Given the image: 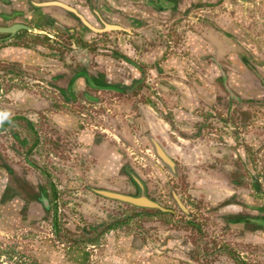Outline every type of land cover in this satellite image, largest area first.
<instances>
[{
    "label": "crops",
    "instance_id": "crops-1",
    "mask_svg": "<svg viewBox=\"0 0 264 264\" xmlns=\"http://www.w3.org/2000/svg\"><path fill=\"white\" fill-rule=\"evenodd\" d=\"M33 1L43 0H0V9L8 10L10 2L18 14L29 10L32 23L51 37H59L63 29L76 32L65 10L53 5L33 8ZM56 1L71 5L92 24L95 9L118 29L96 35L91 48L89 31L83 28L77 42L58 41L54 47L51 41V46L4 53L9 64L0 74V138L8 145L0 148V232L35 236L31 258L51 264H201L187 256L191 245L184 236L155 245L138 242L135 232L108 227L85 248L72 246L63 252L56 243L61 190L50 171L66 169L61 161L77 172L92 155L96 178L118 170L127 174V158L137 148L134 174L148 180V189L168 188L171 175L151 155L154 142L176 168L187 170L186 191L169 187V193L175 191L188 212L189 202L210 205L211 213L239 234L236 242L262 248L259 261H264V228L249 220L264 219V210H258L264 198L256 199L251 188L260 177L250 170V128L262 120L254 107L264 106V0ZM13 64L37 76L16 75L9 70ZM49 83L70 97L84 90L81 97L92 105L100 103V93L122 99L115 102L117 114L108 113L96 127L111 146L98 150L96 130L82 127L83 114L73 111L72 103L40 96L52 89ZM218 105L228 106V111L240 106L241 112L221 114ZM54 123L60 140L67 142L59 151L65 149L68 158L57 152V141H48L53 150L39 152L44 140L46 144L40 126ZM238 169L250 170L251 183L238 179ZM48 225L52 239L39 230ZM248 256L232 253L231 261L257 260Z\"/></svg>",
    "mask_w": 264,
    "mask_h": 264
},
{
    "label": "rangeland",
    "instance_id": "rangeland-1",
    "mask_svg": "<svg viewBox=\"0 0 264 264\" xmlns=\"http://www.w3.org/2000/svg\"><path fill=\"white\" fill-rule=\"evenodd\" d=\"M68 16L73 17V27H77L75 33L81 35L84 32L83 27L79 25L74 15L72 16L69 13ZM35 42L36 41H34V43ZM31 43H33L32 40ZM56 43L57 42L52 46L55 47ZM42 44L44 43L42 42L41 45ZM49 46H51L50 42ZM18 75L35 78L37 72H33L32 70L29 72L25 69L23 75L21 73ZM49 84L52 88L53 84ZM54 92H56L54 89L46 88L42 94L40 92V96L42 95L47 101L53 100ZM99 95L100 103L98 105H92L93 103L91 104L90 100L88 101L89 103L82 102V100L78 98V103L72 108V110H77L83 114V116L79 115L83 119L82 127L89 129V131H91V129L96 130L95 143L100 151V149L111 146L112 141L107 139L108 137L105 136L106 133L104 134L100 132L96 127L98 126V123L104 119V116L105 120L108 119V113H110V117L117 114L119 106L115 104V102L116 100L122 101V99L119 100L118 98H113L112 95L108 94L100 93ZM224 103L225 100L223 104ZM106 107L110 108V112H106L109 111L106 110ZM227 107L228 106L226 105H218L216 112L218 111L221 114L230 111L233 114H239L241 112L240 106H233L229 111ZM254 113H258L260 116L262 115V120H259L250 128V133H252L250 134L252 135L250 140H252L253 145V147L250 148L254 153L251 157L254 162V167H251L250 170H252V173L257 178H260L258 181L256 179L253 182L254 186L251 185V188L253 193H255V198L261 199L262 196L264 198V106H255ZM56 125L57 124L54 123L53 125L46 124L40 126V131H45L44 136L46 138V144L44 140V145L40 147L39 152L42 153L47 149L53 148L48 141H57L55 144V148H58L57 152L60 150V147H66L67 142L60 140L59 129L56 128ZM239 133H241L240 129ZM7 141L8 140L5 138H0L1 149H4L8 145ZM249 143H251V141ZM64 150L65 149L61 148V152L59 151L60 155L64 156V158H68V155L64 153ZM118 150L119 149L117 148V151ZM151 151V155L157 158L153 149H151ZM134 152H138L137 148H135L133 153L130 154V158H127V163L131 168L130 171H132V173H136V170L134 169L136 158L133 159L135 156ZM97 155L100 156L101 152ZM92 160V155H90L89 164L87 162L81 163L77 172L74 170V172L70 171L68 163L65 164L61 161L60 163L62 164V167H66V169L55 167V171H50L55 178L59 190H61V193L57 195L59 212L57 213L56 218L57 235L55 237L57 241L56 243L61 244L60 247L63 252H65L66 249H72V246L85 248L87 242H93L103 230L112 227L127 232H135V234H137L136 240L138 242L145 243L151 241L154 242L155 245H159V243H162V241L171 236L174 238L184 236L191 245V248L187 252V256L191 260H197V263L201 264H236V262L231 261L232 253H237L243 258L249 257V254H251V256H256V261H243L245 264H264V261H259V257L263 254L262 248L252 245L246 246L242 242H236L234 239L237 236L239 238V234H234L225 221L215 217L211 213L212 208L210 205H198L197 203L193 204L189 202L190 212H188V208L185 207L182 201L178 198L187 212L185 213L177 207L169 193V187L177 188V191L180 193L186 191L187 183L185 182V171L187 170L184 167L176 168L174 165L173 172H171L158 159V161L165 167L168 173L167 175H171V186L167 188L165 185H153L152 188L149 187L148 189L146 184V181L148 180L141 179V181L146 186L147 195L151 199L158 201L162 207L170 209L172 216L160 215L158 213H155L154 215H143L138 210H132L130 205L104 199L89 190V187H105L126 193H133L134 191L128 174L123 170H118V173L115 175L112 174L104 177L102 180L96 178L91 170ZM46 163L48 162H45V164ZM87 165L89 166V169H86V167H88ZM250 170L238 169L236 171L238 179L240 181L251 183ZM255 183H258V186H256ZM258 210L259 212L264 210V206H259ZM188 221L195 223L197 229L191 228L187 224ZM1 230L5 232L7 229L2 228ZM39 230H41L42 233H47L49 238L52 239L51 226L48 225L45 229ZM34 237L35 236H25L21 233L7 234L6 232H0V264H51L52 262L49 261H35L34 258H31L32 255L29 253V247L31 244L30 241L32 239H37Z\"/></svg>",
    "mask_w": 264,
    "mask_h": 264
},
{
    "label": "flooded vegetation",
    "instance_id": "flooded-vegetation-1",
    "mask_svg": "<svg viewBox=\"0 0 264 264\" xmlns=\"http://www.w3.org/2000/svg\"><path fill=\"white\" fill-rule=\"evenodd\" d=\"M33 2H40V1H33ZM33 2H32V4H33ZM1 4L4 5V3H2V2H1ZM7 4H8V8H9L8 10L2 9V8L0 9V26H8L10 24L17 23V24H22V25H25L27 27H30L33 30L19 28L13 34L0 33V54H3V56H0V57H2V59L0 58V74L4 75L5 71L8 70L7 68H8L9 63H8L7 59H4L5 58L4 53L5 52L7 53L8 51H9L8 53H10L11 49H13V48H17V49L28 48V47L32 48V46L34 48L35 46L40 45L42 42L44 43V45H46V44L49 45V42H51V41H53V42L59 41L58 43H60L61 41H65V42L68 41L69 43H71V39L74 42L81 40L82 34L81 35L76 34V33L74 34L73 32L72 33L69 32L67 29H63V31L61 32V35L59 37H57V36L51 37V36L47 35L48 33L46 31H44L42 28L37 27L36 25H34L32 23L31 17L29 15V13H30L29 10L22 11V13L20 12L18 14L17 8H14L12 6L13 3L10 4V2H8ZM7 4H6V6H7ZM14 5H16V4L14 3ZM40 7H45V6H37V5L33 4V8H40ZM15 12H17V13H15ZM67 13H69V12H67ZM71 15L73 16V14H71ZM75 19L78 21V23L81 27H83L89 31V48L92 47V45L94 43V38L96 35L105 34V32H107V31H116V30H106L103 32H94V31H91L90 29H87L86 27H84L76 17H75ZM95 21L96 22L94 24H92L91 22H89V24L94 26V27H100V24L96 20V18H95ZM108 24H110V23H108ZM113 25H116V24H113ZM62 36H64V39L61 38ZM69 38H70V40H69ZM31 40L33 43H31ZM34 41H36V42L34 43ZM68 42H66V43H68ZM9 67H10L9 70L11 72H13L14 74H17V75L19 73L24 74L25 70H24V68H22V66L20 64H13V65H10ZM27 77L29 78V76H27ZM35 83H37V82H35ZM35 85H38V83ZM39 87H41V86H39ZM52 89H54V91H56L53 94V98H54L53 100H55V99L62 100V101H64V103H66V104L72 103L74 106L76 104L73 102L75 100H77V98H80L82 101H85V100L89 101V98L84 97V96L81 97V92H84V90H78V92L76 93V96L72 95L71 96L72 99H71V97L65 92V89H64V91H62V89H58L56 87H52Z\"/></svg>",
    "mask_w": 264,
    "mask_h": 264
},
{
    "label": "water",
    "instance_id": "water-1",
    "mask_svg": "<svg viewBox=\"0 0 264 264\" xmlns=\"http://www.w3.org/2000/svg\"><path fill=\"white\" fill-rule=\"evenodd\" d=\"M34 5L37 6H57L71 14H73L79 22L86 27L87 29H90L94 32H103L106 30H116L118 27L113 24L106 23L100 16L99 12L95 9H92V13L95 16L96 20L99 22L100 27H94L87 22V20L74 8H72L70 5L62 3L60 1L56 0H44L40 2H33ZM24 28L28 30H33L30 27H27L22 24L13 23L8 26H0V33H8L13 34L17 29ZM224 77V75H223ZM152 149L156 157L160 160V162L165 165L171 172H173L174 162L161 150V148L156 144L152 143ZM128 177L131 181V186L134 188L133 193H126L121 192L114 189H109L105 187H89V190L94 193L95 195L102 197L104 199L117 201L119 203H124L136 208H149V209H158L160 211H171L170 209H167L165 207H162L160 203L156 200L151 199L146 192V186L141 181L139 177H137L134 173L128 171L127 172ZM171 196L177 205L179 209H181L183 212H187L185 207L182 205V203L179 201L177 196L173 191L170 192ZM252 223L255 225H258L260 227L264 228V219L263 218H252L249 219Z\"/></svg>",
    "mask_w": 264,
    "mask_h": 264
},
{
    "label": "trees",
    "instance_id": "trees-1",
    "mask_svg": "<svg viewBox=\"0 0 264 264\" xmlns=\"http://www.w3.org/2000/svg\"><path fill=\"white\" fill-rule=\"evenodd\" d=\"M132 210H138L140 213L143 215H154L155 213H158L160 215H167V216H172V213L170 211H160L158 209H149V208H135L130 206ZM191 228L197 229L195 223H192L191 221H188L187 223Z\"/></svg>",
    "mask_w": 264,
    "mask_h": 264
}]
</instances>
